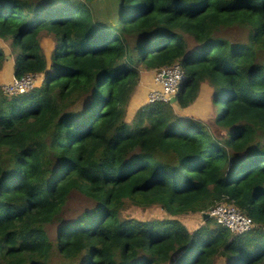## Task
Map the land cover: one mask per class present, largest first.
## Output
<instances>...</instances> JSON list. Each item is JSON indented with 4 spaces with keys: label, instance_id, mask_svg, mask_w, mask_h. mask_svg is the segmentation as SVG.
Wrapping results in <instances>:
<instances>
[{
    "label": "trees",
    "instance_id": "obj_1",
    "mask_svg": "<svg viewBox=\"0 0 264 264\" xmlns=\"http://www.w3.org/2000/svg\"><path fill=\"white\" fill-rule=\"evenodd\" d=\"M93 1L0 0L14 77L45 75L17 95L0 84V264H264V0ZM174 63L175 103L129 122L141 73ZM203 83L218 134L180 115ZM221 202L254 226L200 214Z\"/></svg>",
    "mask_w": 264,
    "mask_h": 264
},
{
    "label": "built area",
    "instance_id": "obj_2",
    "mask_svg": "<svg viewBox=\"0 0 264 264\" xmlns=\"http://www.w3.org/2000/svg\"><path fill=\"white\" fill-rule=\"evenodd\" d=\"M155 73L153 78L155 86L151 87L148 92L147 103L169 102L171 97L176 96L184 80L183 69L179 63H174L157 70ZM43 82V74L29 73L20 78L14 77L11 81L1 84V89L5 95H17L30 91ZM209 215L234 234H242L253 227L252 219L231 202L217 204L211 208Z\"/></svg>",
    "mask_w": 264,
    "mask_h": 264
},
{
    "label": "rangeland",
    "instance_id": "obj_3",
    "mask_svg": "<svg viewBox=\"0 0 264 264\" xmlns=\"http://www.w3.org/2000/svg\"><path fill=\"white\" fill-rule=\"evenodd\" d=\"M104 1L105 0H94L92 2V4L94 7L96 6V8H101L105 5ZM0 46H2L3 50L6 53V56H8L7 61H5L2 70H0V81H2L5 79H8V78H11L13 76L14 59L11 56L12 46L10 45V40L7 41V40L0 39ZM42 46L44 47L46 54L49 57L50 54L52 53L54 47H55L53 40L49 37L43 38ZM16 52H18V50ZM153 71H154V73H153V78H154L156 71L155 70H153ZM44 78H45V76H44ZM153 78H152L151 87L155 86V83H153ZM6 82L7 81H4V83H6ZM0 84H3V83H0ZM143 88L146 90L145 86ZM136 92L137 91L134 92L133 97L131 98V100L128 104V108H127V120L129 122L131 121V118L134 115L135 111L140 107L139 105L142 102H144V93L142 92V90L138 89V92L137 93ZM211 93L212 92L210 91V88H207L206 92H201L199 102H197V103L193 102L192 104H190V106H189L190 108L189 109L188 108L183 109L180 112V115L187 116V117L191 116V118H193L194 120L207 122L210 129L214 133L218 134L219 131L215 128L214 121L216 120V117L219 113V109H220L221 105L218 103H214V107L211 105ZM212 110H214V113H213L212 119H210L208 117V115L210 114V112ZM196 116H203V117L196 118ZM209 121H211V122H209ZM80 200H82L80 197L74 196L71 199V204L80 207V205H83V203H84ZM200 214H203V213H200ZM123 215L125 217H132L135 219L146 220L149 218H161L162 216H165V212L163 210H161L160 208L159 209L158 208H152V209H147V211L146 210L142 211V210L138 209L137 207L128 206L126 208V210L123 211ZM187 220L190 223L189 227H191L192 229L200 226L202 224L201 221L203 222V218L199 214L195 215V216H193ZM212 226H214V224H212ZM217 264H225V262H224V260L219 259L217 261Z\"/></svg>",
    "mask_w": 264,
    "mask_h": 264
},
{
    "label": "crops",
    "instance_id": "obj_4",
    "mask_svg": "<svg viewBox=\"0 0 264 264\" xmlns=\"http://www.w3.org/2000/svg\"><path fill=\"white\" fill-rule=\"evenodd\" d=\"M153 73H154V71H145V72H142L141 73L140 81H139V84H138V87H137L136 91L138 92V89L139 90H142V92L144 93V102H142L139 106H141V105H143V104H145L147 102V95H148V92L150 91L151 85H152ZM13 76L11 78H8V79H5V80L0 81V83H4V81H7V82L11 81L14 78ZM144 86L146 87V90L143 88ZM207 88H210V86L208 84L203 83L201 85L200 90H199L198 98L194 101V103L199 102L200 93L201 92H206ZM210 91L212 92L211 88H210ZM211 105L214 107L212 101H211ZM187 108L189 109L190 107H187ZM213 113H214V110H212L210 112V114L208 115V117L210 119H212ZM199 117H203V116H196V118H199Z\"/></svg>",
    "mask_w": 264,
    "mask_h": 264
},
{
    "label": "water",
    "instance_id": "obj_5",
    "mask_svg": "<svg viewBox=\"0 0 264 264\" xmlns=\"http://www.w3.org/2000/svg\"><path fill=\"white\" fill-rule=\"evenodd\" d=\"M175 101H176V96L171 97L170 100H169V102L171 104L175 103ZM203 216L206 217V218L209 217V215L207 213H203Z\"/></svg>",
    "mask_w": 264,
    "mask_h": 264
},
{
    "label": "clouds",
    "instance_id": "obj_6",
    "mask_svg": "<svg viewBox=\"0 0 264 264\" xmlns=\"http://www.w3.org/2000/svg\"><path fill=\"white\" fill-rule=\"evenodd\" d=\"M44 75V74H43ZM45 76V75H44ZM44 80H45V78H44ZM245 213V212H244ZM208 215H209V213H207ZM213 218V217H212ZM215 220V219H214ZM216 221V220H215ZM217 222V221H216ZM217 224H219V223H217ZM220 225V224H219ZM222 226V225H221ZM253 226H254V223H253ZM224 227V226H223ZM226 228V227H225Z\"/></svg>",
    "mask_w": 264,
    "mask_h": 264
}]
</instances>
